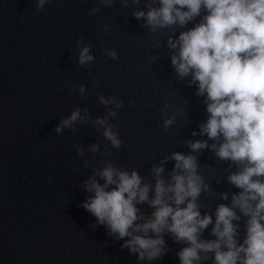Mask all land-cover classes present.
<instances>
[{"label": "water", "instance_id": "95a60500", "mask_svg": "<svg viewBox=\"0 0 264 264\" xmlns=\"http://www.w3.org/2000/svg\"><path fill=\"white\" fill-rule=\"evenodd\" d=\"M95 6L100 11L90 14ZM132 11L119 0L111 8L99 0H51L42 10L36 0H0V264H139L104 226L92 227L96 218L80 206L90 195L83 181L109 148L114 163L147 176L160 157L187 153L186 141L204 138L192 132L199 131L207 114L195 87L176 79L166 37L150 33ZM79 37L95 57L85 66L78 64ZM157 41L159 48L154 47ZM105 47L115 49L119 59L102 55ZM73 84L85 85V92L70 90ZM101 95L123 101L117 117H109L122 140L120 148H112L103 129L92 123L77 122L75 131L56 133L77 107L92 119L106 116ZM166 102L173 105L168 111L180 109L167 132L161 115ZM97 143L93 159L89 145ZM77 147H83V156ZM85 160L91 162L88 167ZM199 160L217 193L238 191L223 179L226 162L208 150ZM201 201L202 213H214L217 204L229 202L207 195ZM210 227L204 233L208 239L214 238ZM165 239L169 252L152 264H179L176 253L183 245Z\"/></svg>", "mask_w": 264, "mask_h": 264}, {"label": "clouds", "instance_id": "9594fccd", "mask_svg": "<svg viewBox=\"0 0 264 264\" xmlns=\"http://www.w3.org/2000/svg\"><path fill=\"white\" fill-rule=\"evenodd\" d=\"M50 2L36 0V8L42 10ZM119 2L124 8H133L132 15L150 33L166 37L176 79L195 87V95L202 98L207 118L192 136L204 138L186 141L187 153L173 151L160 157L147 176L114 163L111 148L101 152L106 158L99 161L100 166L91 164L92 175L83 181L90 195L80 206L96 218L93 228L104 226L109 236L123 241L121 249H128L139 264H152L169 252L166 235L183 245L176 253L179 264L209 260L212 264H264V0ZM114 3L99 0L108 8ZM98 11L95 6L90 14ZM76 45L80 66L94 61L91 45L83 37L77 38ZM160 46L159 41L154 45ZM101 54L119 59L110 47ZM70 90L84 93L86 89L83 84H73ZM99 102L107 108L106 116L92 119L77 107L60 121L56 133L65 128L75 131L77 122L92 123L98 131L103 129L112 148H120L122 140L109 117H117L123 101L115 95H101ZM172 108L166 102L161 109L166 132L180 112L179 108L168 111ZM205 150L227 163L223 179L238 191L217 193L211 187L199 160ZM89 151L95 159L99 144L89 145ZM77 152L83 156V147H77ZM169 162H174L171 170L166 167ZM90 163L85 160V167ZM202 195L229 202L217 204L214 213H202ZM209 227L212 239L204 237Z\"/></svg>", "mask_w": 264, "mask_h": 264}]
</instances>
